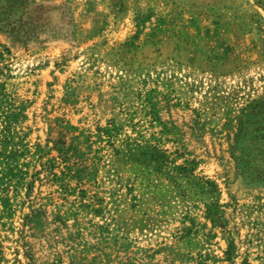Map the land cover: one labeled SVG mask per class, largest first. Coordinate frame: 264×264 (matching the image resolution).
Here are the masks:
<instances>
[{
	"label": "rangeland",
	"instance_id": "1",
	"mask_svg": "<svg viewBox=\"0 0 264 264\" xmlns=\"http://www.w3.org/2000/svg\"><path fill=\"white\" fill-rule=\"evenodd\" d=\"M0 264H264V0H0Z\"/></svg>",
	"mask_w": 264,
	"mask_h": 264
},
{
	"label": "trees",
	"instance_id": "2",
	"mask_svg": "<svg viewBox=\"0 0 264 264\" xmlns=\"http://www.w3.org/2000/svg\"><path fill=\"white\" fill-rule=\"evenodd\" d=\"M161 164V163H160ZM162 165V164H161Z\"/></svg>",
	"mask_w": 264,
	"mask_h": 264
}]
</instances>
